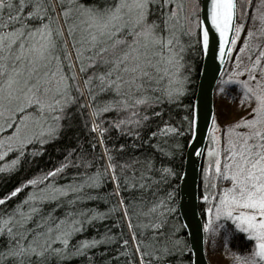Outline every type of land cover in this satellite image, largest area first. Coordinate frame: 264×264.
Returning a JSON list of instances; mask_svg holds the SVG:
<instances>
[{
  "label": "snow or ice",
  "instance_id": "6c2138e0",
  "mask_svg": "<svg viewBox=\"0 0 264 264\" xmlns=\"http://www.w3.org/2000/svg\"><path fill=\"white\" fill-rule=\"evenodd\" d=\"M205 5L0 0V264H200L220 239L264 264V0ZM193 45L213 52L198 94ZM185 134L206 155L194 224L164 188Z\"/></svg>",
  "mask_w": 264,
  "mask_h": 264
},
{
  "label": "water",
  "instance_id": "95a60500",
  "mask_svg": "<svg viewBox=\"0 0 264 264\" xmlns=\"http://www.w3.org/2000/svg\"><path fill=\"white\" fill-rule=\"evenodd\" d=\"M206 8L205 0H199V12L204 11ZM213 52L210 49L207 55L202 54L201 65L199 67L198 78L196 83L195 92H199V84L202 80L208 81L212 77L213 73L210 68V64L212 62ZM219 62L217 61V64ZM213 103V95L211 93V89L209 90V106L211 107ZM204 123L203 121L201 122ZM207 136V132L204 129L198 133L196 137V147H204L206 146L205 137ZM189 139V138H188ZM204 154L201 156H196L193 152V144L187 141L184 154H183V165L182 170L178 180V201H182L185 205H190L192 210L195 211L196 216L192 218V223L194 224L196 220L199 219V195H198V183H199V173L201 168V162ZM183 211V209H181ZM196 259L200 262V264H209L207 260L204 248L201 249L200 252L197 253Z\"/></svg>",
  "mask_w": 264,
  "mask_h": 264
},
{
  "label": "trees",
  "instance_id": "16d2710c",
  "mask_svg": "<svg viewBox=\"0 0 264 264\" xmlns=\"http://www.w3.org/2000/svg\"><path fill=\"white\" fill-rule=\"evenodd\" d=\"M242 3H243V0H238V8H239V5ZM197 14H198V10H197ZM186 59L191 65L192 81H193L191 87L193 88V91H194L198 72H199V67H200V60H201V53H200L199 48L193 45L192 48L186 53ZM185 103H188V100H185ZM70 134L71 133H69V135ZM69 135H65L58 142L46 146L45 153L42 154V156H39L36 158V160L33 163V167H37V166L47 167L50 163H54L55 160H58L59 159L58 150L63 149L70 142ZM108 135L110 139L112 140L115 139L114 133H109ZM85 139H87V137H85ZM187 141H188L187 134H185V136L176 137L175 143L178 146L173 149L174 156L168 157L166 160V163H168L175 170L176 175L169 178L168 182L164 185V188L165 190L168 189L169 186L173 188L176 192L177 200H178V179H179L180 171L182 169L183 153H184V149H185ZM202 169L203 167L201 166L200 178H199V195L204 191L203 180H202ZM202 208H203V204L199 200V211L200 212ZM102 230L103 229L101 228V231ZM224 244H225V241H224ZM227 246L228 248H231V249H236L237 247H239V250L243 251L247 245L241 235V236H234L231 239H229L227 241ZM72 264H78V262L72 261Z\"/></svg>",
  "mask_w": 264,
  "mask_h": 264
},
{
  "label": "rangeland",
  "instance_id": "374dc122",
  "mask_svg": "<svg viewBox=\"0 0 264 264\" xmlns=\"http://www.w3.org/2000/svg\"><path fill=\"white\" fill-rule=\"evenodd\" d=\"M193 2L196 4L197 10L199 12V0H188L189 6ZM240 42L241 41H238V43ZM216 102L218 103V101ZM206 148L207 146H205V153H206ZM205 159H206V155L204 154L202 165H201L202 167H204ZM205 254H206L207 260L209 261V264H231L230 258L227 256V252H226L223 239L217 240L214 247L211 244L207 245Z\"/></svg>",
  "mask_w": 264,
  "mask_h": 264
},
{
  "label": "bare ground",
  "instance_id": "6f19581e",
  "mask_svg": "<svg viewBox=\"0 0 264 264\" xmlns=\"http://www.w3.org/2000/svg\"><path fill=\"white\" fill-rule=\"evenodd\" d=\"M201 60H202V54H201ZM201 60H200V65H201ZM225 67H226V65H225ZM197 78H198V76H197ZM196 83H197V80H196ZM196 90V85H195V89H194V91ZM215 101V97H213V102ZM207 142V141H206ZM184 154V153H183ZM202 161H203V159H202ZM183 165V164H182ZM201 165H202V162H201ZM201 169V168H200ZM182 170V169H181ZM180 173H181V171H180ZM179 176H180V174H179ZM199 178H200V173H199ZM179 180V179H178ZM198 195H199V183H198ZM198 208H199V203H198ZM200 212V211H199Z\"/></svg>",
  "mask_w": 264,
  "mask_h": 264
}]
</instances>
